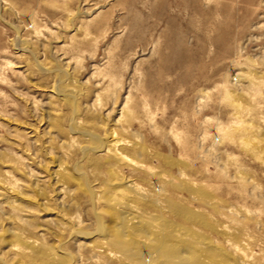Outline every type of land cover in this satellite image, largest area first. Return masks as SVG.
Instances as JSON below:
<instances>
[{
	"label": "rangeland",
	"instance_id": "1",
	"mask_svg": "<svg viewBox=\"0 0 264 264\" xmlns=\"http://www.w3.org/2000/svg\"><path fill=\"white\" fill-rule=\"evenodd\" d=\"M72 118L96 138L117 132L130 159L234 209L190 205L264 264V0H0V264L32 263L9 251L16 229L61 242L70 264H131L95 248L96 212L111 222L87 188L102 194L110 165L81 154L92 142ZM62 161L76 182L61 188L51 173ZM118 171L145 190L161 184Z\"/></svg>",
	"mask_w": 264,
	"mask_h": 264
},
{
	"label": "bare ground",
	"instance_id": "2",
	"mask_svg": "<svg viewBox=\"0 0 264 264\" xmlns=\"http://www.w3.org/2000/svg\"><path fill=\"white\" fill-rule=\"evenodd\" d=\"M54 94L62 97V100L67 103H70L72 98L71 94L61 93L57 89L54 90ZM72 119L73 125L72 128L70 126L69 128L76 132L78 138L89 139V142H92L91 145L87 143V146L77 143L80 146L81 154L106 158L110 165L108 171L104 170L109 172L108 176H110L109 180L104 182V192L99 194L96 189L94 190L97 192L89 186L87 188L90 201L94 203L93 206L100 205L111 222V225H106L101 214L96 212L98 230L95 236L104 241L102 245H96V249L101 251L107 249L110 251L108 252L111 254L110 256L115 252L116 259L118 258L121 262L122 257L130 261L131 264H254L236 241L233 229L228 225L215 222L210 217H205L190 205L198 204L199 209L210 208L211 213L213 209L216 213L230 216V218L233 214L235 216V213L231 211L234 209H226L220 202L210 199L205 192L196 189L195 185L191 186L183 180L176 182L171 176L158 173L157 170L154 171L144 163L130 159L131 157L125 155V151H131L129 148L132 144L117 136V132L108 133L105 138H96L83 130L84 128L81 129V122L75 118ZM133 149L136 153L143 154L145 151V148L137 144L133 145ZM63 162L54 163V171L51 173L53 186L60 185L61 187L68 180H76L68 173L69 169L66 170ZM123 165L149 176L156 175L160 178V186H157L155 191L141 188L134 180L120 174L118 170ZM95 168L97 169V167ZM77 179L79 180V178ZM167 187L172 188V194L168 195ZM12 190H14L13 187ZM59 193L62 196L63 190H59ZM177 195H181L180 197L185 201L178 200ZM61 199L65 203L66 198L62 197ZM139 202L143 205L142 208L138 206ZM12 224L17 225L16 222ZM65 225L68 226L66 222ZM4 233V230L1 231V244L4 243V238H2ZM86 235L91 236V234ZM87 236L83 237L89 239ZM10 237L13 239V243L10 245L9 251L17 259L30 260L31 264H70L69 261H66V253L64 254L62 251L63 247L59 241L55 247L48 246L45 243L31 240L32 238L30 240L26 239L27 237L22 238L17 229L10 233ZM1 260L3 261L2 257ZM16 261L9 263V260L7 264H18Z\"/></svg>",
	"mask_w": 264,
	"mask_h": 264
}]
</instances>
